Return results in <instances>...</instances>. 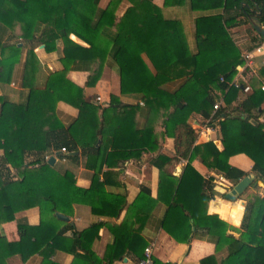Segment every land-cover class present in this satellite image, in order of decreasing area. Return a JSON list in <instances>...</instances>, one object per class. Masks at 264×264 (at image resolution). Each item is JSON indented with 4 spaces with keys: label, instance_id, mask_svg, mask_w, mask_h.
<instances>
[{
    "label": "trees",
    "instance_id": "16d2710c",
    "mask_svg": "<svg viewBox=\"0 0 264 264\" xmlns=\"http://www.w3.org/2000/svg\"><path fill=\"white\" fill-rule=\"evenodd\" d=\"M122 1L112 0L106 9H101L100 0H0V12L6 9L18 19L24 25L25 36H28L29 30L32 34L34 32L33 38L37 36L36 40L45 45L47 52L55 50L58 41L63 43L62 69L47 77L44 89L31 86L25 105L0 98V149L6 151V156L0 163V225L14 221L17 210L35 206L41 210L42 220L38 228L52 223L49 221L50 217L59 221L56 213L68 215L60 204H65L73 190L97 199L101 195L107 197L103 184L99 183L103 165L106 163L112 168L117 165L113 162L116 158L129 160L140 158L143 152L156 154L161 148L157 135L158 124L165 129L163 139H175L178 156L192 161L204 149L205 153H201L203 161L233 182L237 183L246 173L230 167L227 159L236 153L246 154L254 161L253 170L264 185V125L251 122L252 119L259 121L260 108L264 103V91L261 88L248 95L233 110L239 113L238 116L233 115L241 122L239 135L227 136L224 132L225 123L220 121L224 133L223 151H219L212 142L193 149L195 131L188 124V117L196 105L202 109L205 118H210V110L214 109L216 103L213 88L226 92V101L230 104L239 91L229 87L228 83L243 61L236 58L201 72L195 71V59L188 50L179 22L164 20L153 0H128L131 7L119 17L116 12ZM185 1L172 0L171 5L181 6ZM198 1L200 0H192V3ZM233 1L241 11L242 3L247 0ZM254 2L264 12V0ZM1 29L7 28L0 23ZM71 35L76 40H72ZM18 44L19 41H16L13 45L17 50ZM3 46L0 42L2 50ZM145 57L153 63V70L145 62ZM33 59L36 64V55ZM1 63L0 61V68ZM105 64L116 67L121 97L113 95L109 107L101 109L99 105L87 102L84 90L69 82L66 76L71 70L89 72L91 77L88 85H93L100 77L101 66ZM222 77L225 82L221 81ZM175 78H185L184 84L176 92L166 91L162 84ZM67 83L69 88L65 86ZM139 94L142 95L144 108L148 110L149 124L134 132L136 135H131L130 130L136 126L131 125V115L138 106L124 104L123 101L128 96ZM122 97H125L123 101ZM61 100L74 104L80 110L77 122L68 129L54 113L55 105ZM227 109L218 110L216 117L221 118ZM100 140L101 145L97 147ZM64 148L67 154L81 151L90 158L94 155L95 161L102 157V163L99 167L94 166L96 172L92 186L87 190L76 186L72 189L61 182L64 186L61 188L63 200L60 202L50 190L58 177L71 176L68 172L58 173L48 164L46 156L49 152H60ZM26 152L35 153L38 156L36 161L25 164ZM69 158L78 159L77 156ZM171 160L161 154L155 160L161 171L160 198L167 205L164 220L167 231L176 238L174 232L181 230L183 236L177 240L188 242L194 228L196 233L206 235L216 245L217 253L223 250L227 252L220 259L215 255L206 257L201 264H264V192L260 207L253 215V234L260 240L256 246H252L227 235L226 230L219 225V217L208 214L211 194L207 192V188L209 191L213 189L212 185L208 187L212 182L203 179L190 163L183 175L176 178L165 169V165ZM37 162L40 166L32 169L31 166ZM8 166L19 174V179L12 181L10 177H6V170L10 172ZM256 199L257 194L246 207L242 224L244 230ZM118 200L121 199L117 197L113 201ZM122 206L121 203L120 207ZM93 211L96 212V209ZM120 212L121 209L116 217ZM18 226L20 241L9 242L0 237V250L7 257L19 254L26 262L39 254L48 264H56L49 259L60 247L59 244L56 245V241L61 240V244L66 245L63 249L76 254L78 258L83 257L77 253L78 249L86 250L90 263L102 264L103 260L84 247L85 238L92 237L93 229H96L97 234L98 225L75 234L73 239H61L66 229L61 230L45 243L39 240L35 229L25 222H19ZM112 249H116V246ZM93 258L95 259L92 260ZM114 258L116 257H110L111 260ZM143 258L144 254L139 255V261ZM154 264L161 263L154 259Z\"/></svg>",
    "mask_w": 264,
    "mask_h": 264
},
{
    "label": "crops",
    "instance_id": "0c3cea01",
    "mask_svg": "<svg viewBox=\"0 0 264 264\" xmlns=\"http://www.w3.org/2000/svg\"><path fill=\"white\" fill-rule=\"evenodd\" d=\"M111 1L100 0V8L106 9ZM198 2L193 4L192 0H186L181 6H172V0H153V4L159 8L164 20L179 22L188 50L195 59V71L201 72L217 64L237 58L243 63L237 68L236 77L242 76L244 77L243 81L248 80L253 93L260 90L264 86V50L259 54H255L256 57L251 67L245 66L243 55L253 53L262 46L261 42L264 39L255 30L252 19L257 18L264 30L263 9L254 0L244 1L241 5V11L238 10L233 0H200ZM130 7L131 3L128 0H123L117 8L116 15L122 17ZM257 7L260 9L259 11L256 9ZM0 23L7 28L0 30V42L4 44L3 50L0 48V61L2 62L0 68V98L17 105H25L28 102L31 86L44 89L47 77L62 69L63 43L61 40L58 41L56 49L47 52L45 45L36 40L37 36L33 38L34 32L32 34V31L29 30L28 36H25L24 25L8 13L6 9L0 12ZM13 37H18V39ZM70 38L76 40L74 35H71ZM16 41H19L18 50L13 46ZM34 55L37 57L36 64H34ZM145 62L150 69H154L153 63L148 57H145ZM98 67L100 68V66ZM90 77L91 73L89 72L71 70L67 73L66 79L84 90V97L87 102L97 104L101 109L109 107L113 95L121 97L120 78L114 65L105 64L101 66L100 77L93 85H88ZM184 82L185 78H175L164 82L162 87L173 93L178 91ZM65 86L69 88V83ZM252 92L243 93L239 91L228 104L226 101L227 93L213 88L212 94L215 96L216 102L223 101L222 108L228 109L222 114L221 118L216 117L218 112L214 109L210 110V118H205L202 109L197 105L195 106L188 117V124L195 131L193 149L194 147H204L208 142H212L219 151H223L224 133L220 121L225 123L224 132L227 136L239 135L241 122L233 116L234 114L238 116L239 113L233 110ZM98 97L101 98V102L97 101ZM123 98L125 97H122V101ZM123 103L138 106L136 110L132 111L131 115V125L136 124L135 128L130 130V134L133 135L138 129H142L149 124L147 123L148 110L144 108V101L140 94L126 97ZM1 106L0 103V112ZM54 113L61 124L68 129L77 122L80 110L74 104L61 100L55 105ZM252 120L264 125V103L260 108L259 121ZM78 131L79 129L76 130V132ZM164 132V127L158 124L157 135L161 141V148L156 154L143 152L140 158L129 160L116 158L113 162L117 165L112 168L108 167L106 163L103 165L99 183L103 184L107 197L101 195L97 199L94 196L75 193L73 190L66 198L65 204H60V207L66 209L68 215L58 212L69 220L60 219L56 213L59 221L50 217L49 221H52V223L39 228L38 226L42 220L40 207H27L17 210L14 221L0 225V237L6 238L9 242L20 241L19 222H25L28 226L34 228L39 240L43 243L64 229H66V233L61 239H73L75 234L83 232L93 225H98L97 234H95L96 229H93L92 237L85 238L84 247L103 260L102 264H109V262L111 264H138L139 255H143L144 250L149 246L153 247L154 259L161 264H201L203 259L212 255L217 256L219 259L225 257L227 254L225 250L217 253L216 245L209 241L206 235L196 233L194 228L188 242L180 241L181 239L177 240V238L183 236L181 230L174 232L176 234L175 238L165 228L164 220L167 205L160 198L161 171L155 163L157 155L161 154L172 159L171 162L165 165V169L176 178L183 175L187 164L190 163L203 179L206 181L212 179L211 184L207 182L209 183L208 187L213 186L211 191L207 188V192L211 194L208 214L210 207H222L220 201L232 205L233 208L240 204L244 208V212L238 226L231 222V217L228 221H225L221 219L219 213L209 215L219 217V225L226 230L227 235L256 246L260 238L253 234V215L257 213L260 207L264 185L258 180V175L253 170L254 161L244 153H236L227 159L230 167L245 172L246 176L248 174L256 176L251 187L240 196L238 201H228L225 199V195L236 182L226 179L223 174L209 167L203 161L201 153H205L204 149L202 152L199 151L192 161L189 158L178 156L175 151V139L172 137L163 139ZM100 145L101 140L97 147ZM60 152H62L61 155H57L59 152H49L46 160L48 161L51 157L56 156L55 164L50 166L60 174L68 172L71 176L58 177L50 190L51 194L56 195L58 201L61 202L63 200L61 195L63 189L61 188L64 186L61 182H65L72 189L74 186L84 190L91 188L93 176L96 172L94 166L99 167L101 165L102 157L95 161L93 159L94 155L90 158L79 151L75 155L78 159L73 160L69 158L71 156L67 152ZM5 154L6 151L0 149V163L5 158ZM206 155L208 156L207 153ZM37 157L35 153L26 152L25 164L36 161ZM39 166L40 163L37 162L31 168H38ZM8 168L10 172L6 170L8 174L6 177H10L9 179L12 181L19 179V174L11 166H8ZM255 191H258V196L253 204L247 228L244 230L242 224L249 202L248 199L256 195H254ZM117 197L121 200L113 201ZM120 201L122 207H120ZM243 201L245 205L242 204ZM92 206H94L96 212L93 211ZM119 209H121L120 215L116 217ZM59 241H56V245L59 244L60 247L50 257V262L56 264H92L87 259L90 256L86 250L78 249L77 253L83 256L78 258L76 254L63 249L66 245L61 244V240ZM113 246H116V249H112ZM110 257L116 258L111 260ZM0 264L48 263L39 254L24 262L21 255L7 257L0 250Z\"/></svg>",
    "mask_w": 264,
    "mask_h": 264
},
{
    "label": "built area",
    "instance_id": "2783aa9c",
    "mask_svg": "<svg viewBox=\"0 0 264 264\" xmlns=\"http://www.w3.org/2000/svg\"><path fill=\"white\" fill-rule=\"evenodd\" d=\"M261 45L262 46L259 47L258 49H256L255 52L245 53L243 55L245 66L251 67L253 64L254 58L256 57L255 54H259L262 52V50H264V40L261 42ZM241 75H242V73H241ZM243 79H244V77H242V76L236 77V75H235L234 78L232 79V81L228 83V85H229V87H234L235 89H237L238 91L243 92V93L252 92V87L250 86L248 80L245 79L246 81H243ZM221 81L225 82V78L222 77ZM261 89L264 91V86L261 87ZM97 101L101 102V98L98 97ZM222 107H223V101L222 102L218 101L214 105V110L218 111ZM62 151L66 152V149L64 148ZM209 180L211 181L212 179H209ZM138 264H154L153 247L152 246H149L144 250V258L141 259L138 262Z\"/></svg>",
    "mask_w": 264,
    "mask_h": 264
},
{
    "label": "water",
    "instance_id": "95a60500",
    "mask_svg": "<svg viewBox=\"0 0 264 264\" xmlns=\"http://www.w3.org/2000/svg\"><path fill=\"white\" fill-rule=\"evenodd\" d=\"M258 11L260 10L258 7L256 8ZM252 24L255 28V30L262 36V38L264 39V30L261 27V24L259 23L258 19H252ZM44 48V46H42ZM251 122L255 125H258L257 122H255L254 120H251ZM100 143V141L98 142V144ZM62 152L57 153V155H61ZM78 152L76 153H71L70 156L74 157L75 155H77ZM56 161V156L51 157L48 160V164L49 165H54ZM256 176L253 174H248L247 176H245L244 178H242L241 180H239L230 191H228L225 195V199L228 201H232V202H236L238 201V199L240 198V196H242L247 189H249L251 187V185L253 184V182L255 181ZM243 205H245V202H242ZM57 216L60 219H64V220H69L67 217L61 215L60 213H57Z\"/></svg>",
    "mask_w": 264,
    "mask_h": 264
},
{
    "label": "clouds",
    "instance_id": "9594fccd",
    "mask_svg": "<svg viewBox=\"0 0 264 264\" xmlns=\"http://www.w3.org/2000/svg\"><path fill=\"white\" fill-rule=\"evenodd\" d=\"M221 208L210 207L209 214L219 213L221 219L228 221L231 217V222L235 225H239L243 216L244 208L237 204L234 208L230 204H226L224 201H220Z\"/></svg>",
    "mask_w": 264,
    "mask_h": 264
},
{
    "label": "rangeland",
    "instance_id": "374dc122",
    "mask_svg": "<svg viewBox=\"0 0 264 264\" xmlns=\"http://www.w3.org/2000/svg\"><path fill=\"white\" fill-rule=\"evenodd\" d=\"M253 192H254V190H253ZM253 192H252V193H253ZM257 193H258V191H255L254 195L257 194ZM257 196H258V195H257ZM259 196H260V195H259ZM247 199H248V198H247ZM250 199H251V198L248 199L249 202L251 201ZM249 202H248V203H249Z\"/></svg>",
    "mask_w": 264,
    "mask_h": 264
}]
</instances>
